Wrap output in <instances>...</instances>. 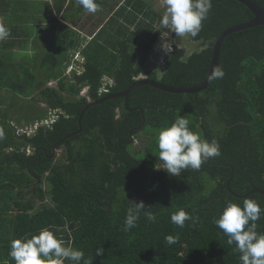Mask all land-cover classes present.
<instances>
[{
	"label": "trees",
	"instance_id": "obj_1",
	"mask_svg": "<svg viewBox=\"0 0 264 264\" xmlns=\"http://www.w3.org/2000/svg\"><path fill=\"white\" fill-rule=\"evenodd\" d=\"M123 1L135 8V19L140 11L144 16L149 14L137 1ZM256 1L264 6V0ZM83 10L80 7L79 11ZM252 17L251 11L236 0H213L202 30L196 37L191 36L201 49L188 55L186 48L175 46L163 72L159 75L149 71L147 77L172 86L199 85L207 77L219 34ZM146 35L148 42L123 33L120 43L111 46L104 57L106 64L97 56L86 55L95 37L82 45L80 40L62 39L60 44L65 42L67 46L63 56L43 55L46 63L61 59L45 81L36 83L33 75L27 74L24 82L0 84V89L7 86L24 97L37 99L38 94L47 106H36L38 114L26 118L23 113L19 120L9 119L13 110L1 116L0 122L8 127L2 128L5 137L0 190L4 195L0 201L6 190H13L5 199L10 208L0 206V240L4 237L6 243L1 249L10 250L12 240L31 238L41 229H49L65 241V246L84 252L80 264H241L235 244H227L228 237L213 221L229 201L242 205L244 199L254 198L264 207L261 193L238 198L226 190L231 176L230 187L240 195L254 187L264 189V26L225 40L218 66L225 75L213 79L207 89L176 94L139 86L127 98H113L89 107L81 120V133L74 134L90 101L126 90L144 72L146 55L159 33L148 28ZM13 39L9 36L3 41ZM79 45L87 59L82 72L73 71L72 79L61 78L69 63L64 68L57 67L58 62L67 61ZM7 50L0 51V77L6 74L5 68L16 64L8 55L11 50ZM97 52L104 54V46H99ZM105 77L111 81L105 82ZM51 78L59 81L60 90L44 86ZM84 88H88L87 96L81 95ZM54 112L56 118L31 134L13 125L25 120L34 126L49 120ZM178 115L189 119V127L202 138L218 140L221 155L202 164L199 171L187 169L179 176H170L154 167L161 163L157 138L159 131L170 126ZM150 127L155 128L152 133L147 131ZM141 134L150 136L144 148L136 150L134 141ZM54 146L55 151L63 149V156L56 162ZM14 187L22 188L14 193ZM36 198L40 199L39 208ZM141 200L145 210L157 215L156 222H149L142 212L138 226L123 231L128 207ZM179 209L193 216L183 228L171 222L172 213ZM257 225V231L264 233V214ZM168 235H178L179 239L168 245ZM97 248H103L104 253L96 255ZM9 252L5 256L0 253V264H15Z\"/></svg>",
	"mask_w": 264,
	"mask_h": 264
},
{
	"label": "rangeland",
	"instance_id": "obj_2",
	"mask_svg": "<svg viewBox=\"0 0 264 264\" xmlns=\"http://www.w3.org/2000/svg\"><path fill=\"white\" fill-rule=\"evenodd\" d=\"M98 1L101 5L100 10L96 13H88L85 10L79 11L81 6L77 4V0H30L28 4L24 3L23 6H26L23 12L24 15L18 18H9L8 20L12 23L23 25V31H25L26 36H20L22 41L20 48L17 47L11 51V54H8L12 57L10 60L16 64L15 67L5 68L6 74L0 77V84H18L24 82L27 79V74L33 75L32 79L36 83L45 81L44 79L48 77L47 74H49L52 66L61 59L57 57L58 59L56 61L46 63L42 57L46 53L47 55L52 54L54 57L56 55L63 56L67 51V46L65 42H61L60 44V40H66V38L74 39L75 41L80 40V45H82L85 42H90L95 37L89 44V50L86 55L88 58L97 56L99 61L106 64L107 60L104 57H107V53L112 50L111 46H117L120 43L123 33H127L133 38L139 36L141 40L145 39L148 42L150 38L147 35L145 37V30L151 28L152 32L154 34L159 33V36L156 38L153 48L146 55L145 70L139 76L138 80L148 78L147 72L149 71H157L160 75L164 70L163 66L166 59L170 56L175 46L186 48L188 55L201 49V44L194 41L190 34L176 36L175 33L161 26L160 20L166 10L164 0H134L133 4L137 1L143 11L149 13L147 16H144L140 11L136 19L133 16L136 10L131 6L132 4L128 5L123 0L117 3L115 0ZM122 5L123 7H121ZM15 9L18 14H22L17 7ZM142 23H145V25L143 26ZM58 42L59 45L57 44ZM80 45L74 50H77ZM139 45L140 41L136 47H139ZM99 46H104V54L97 52ZM82 47L75 54L73 51L71 55H68V63L73 56L75 58L79 56L78 59L81 61H76L75 59L73 65L65 69L66 76L64 77L67 78L66 80L73 78V70L79 72L83 70V65L87 59L81 52ZM0 60H3V58L1 57ZM5 60L8 62L7 58ZM62 64L58 62L57 67ZM29 80L31 79L29 78ZM105 80L109 81L110 79L109 77H105ZM44 86H50L60 90V84L56 78H51ZM87 90L88 88H84L81 91V95L87 96ZM24 96L21 93L14 92L13 89L10 90L7 86L0 89V117L7 110H13L9 119L14 118V120H19L23 117V113L26 118L38 114L39 112L35 108L36 106L47 108L44 100L38 94L35 95L38 102L37 99ZM15 101H17V104L14 108ZM45 113L46 111L42 112L41 115H45ZM54 114L55 112L49 121L56 118ZM49 121H41L34 126H30L25 120H21L15 124L19 127V131H25L31 134L38 126L47 124ZM154 130L155 128L153 127L147 129L150 133ZM149 136L150 134H141L137 137L134 141V149H143L144 144H147ZM62 156L63 149H57L54 152V162ZM11 192L13 190H7L4 200L0 203V206L3 205L5 210H8L11 206L5 200ZM35 204L36 207H40L39 198L35 199Z\"/></svg>",
	"mask_w": 264,
	"mask_h": 264
},
{
	"label": "clouds",
	"instance_id": "obj_3",
	"mask_svg": "<svg viewBox=\"0 0 264 264\" xmlns=\"http://www.w3.org/2000/svg\"><path fill=\"white\" fill-rule=\"evenodd\" d=\"M77 4L88 13L100 10L97 0H77ZM164 4L166 10L160 20L161 26L176 36L190 34L196 37L202 30L203 22L208 18L213 0H164ZM10 35L11 29L0 22V41ZM224 75V70L216 67L210 73V79H221ZM189 125V119L178 115L170 126L159 131L157 143L161 163L154 166L156 169H164L170 176H179L183 170L199 171L202 164L221 155L218 140L214 138L209 142ZM3 135V130H0V139ZM231 178L233 176L228 181ZM228 181L226 190L232 194L227 187ZM142 212L149 222H156L157 215L150 209L145 210V202L141 200L128 207L123 231L129 232L137 227ZM262 214L264 207H261L256 199L248 198L243 200L242 205L238 202H227L219 218L213 221L228 237L227 244H235L236 250L240 253L241 264H264V233L257 231V221ZM186 221H193V216L184 209H179L171 215V222L179 228L185 227ZM178 239V235L165 237L168 245L175 244ZM103 253V248L96 249V255ZM9 256L15 264H64L65 261L80 264L84 260L82 250L70 245L65 246V241L49 229H41L31 238L12 240ZM85 264H91V261H85Z\"/></svg>",
	"mask_w": 264,
	"mask_h": 264
},
{
	"label": "water",
	"instance_id": "obj_4",
	"mask_svg": "<svg viewBox=\"0 0 264 264\" xmlns=\"http://www.w3.org/2000/svg\"><path fill=\"white\" fill-rule=\"evenodd\" d=\"M242 4H244L253 14V17L243 23L230 26L229 28L225 29L222 33L219 34L217 37L214 45H213V52H212V61L210 65V69L208 71L207 77L205 80H203L199 85L197 86H172L169 84L161 83L157 80L150 79V78H141L138 81L134 82L131 84L126 90L119 92V93H114L107 95L99 100H93L90 101L86 107L84 108L83 112L81 113L78 124H79V130L74 133V134H80L82 131L81 127V120L83 118L84 113L89 109V107L97 105V104H102L103 102L113 99V98H119V97H125L127 98L129 94L136 88L142 85H149L154 88L160 89L162 91H166L169 93H176V94H194L200 91H203L204 89H207L209 85L211 84L213 79H210V73L212 70L216 67L219 66L220 63V54L224 45L225 40L236 33H239L244 30H248L251 28H255L258 26H264V6L259 4L256 0H236ZM69 138V137H68ZM54 151H55V146H54ZM232 178L228 181L227 187L228 190L235 195L236 197H245L247 195H251L254 193H261L264 195V189L260 188H252L248 193L244 195H238L236 194L233 190L230 189V181Z\"/></svg>",
	"mask_w": 264,
	"mask_h": 264
},
{
	"label": "crops",
	"instance_id": "obj_5",
	"mask_svg": "<svg viewBox=\"0 0 264 264\" xmlns=\"http://www.w3.org/2000/svg\"><path fill=\"white\" fill-rule=\"evenodd\" d=\"M41 1V0H39ZM30 2V0H0V22H3L6 26H8L10 29H11V35L10 36H14L15 39L11 40L10 42H4V41H0V51L2 50H7V51H12L14 49H16L17 47L20 48L21 44H22V41H21V37L20 36H23L25 35L26 36V33L25 31H23V28L24 26L19 24V23H12L10 22L8 19H12V18H18V17H21L24 15V11L26 9V6L24 7V3L28 4ZM21 4V5H20ZM18 8V10H20L22 12V14H18V12L16 11L15 8ZM81 47V46H80ZM80 47L77 49V51L80 49ZM83 48V47H82ZM76 51V52H77ZM75 52V53H76ZM79 57V56H78ZM78 57L75 58V56H73V58L71 60H69V64L67 66V68H69V66L73 65L75 59L76 61H81L78 59ZM43 58V57H42ZM78 59V60H77ZM68 61L66 60H63V64L61 66H64L65 68V64L67 63ZM71 63V64H70ZM73 71H76L77 73H80L82 71H77V70H73ZM66 71L64 70V74L62 76H60L61 78L66 76ZM73 73V72H72ZM73 75V74H72ZM50 81V80H49ZM48 81V82H49ZM107 80H105L106 82ZM47 82V83H48ZM105 87V84L104 86ZM102 87V88H103ZM46 105V104H45ZM0 120H1V117H0ZM47 121V120H46ZM49 121V120H48ZM16 123V122H15ZM14 123V126H16ZM49 123V122H48ZM3 127H8V124H3L2 122H0V130H2ZM3 132H5L3 130ZM3 137H5L3 135ZM3 139V138H2ZM2 139H0V164L2 162V151H3V141ZM11 150L7 147V152H10ZM1 166V165H0ZM0 175H1V169H0ZM11 179V178H10ZM15 179H18V171L16 169V174L14 175V180ZM14 193H16V191L19 189V188H22V187H14ZM9 190H11V188H9ZM7 191V190H6ZM12 191V190H11ZM2 192L0 191V199L2 198ZM1 203V201H0ZM38 208V207H37ZM1 225V224H0ZM4 241V237H1V240H0V253H1V256H5L7 255L8 249H1V248H4L5 247V242Z\"/></svg>",
	"mask_w": 264,
	"mask_h": 264
},
{
	"label": "flooded vegetation",
	"instance_id": "obj_6",
	"mask_svg": "<svg viewBox=\"0 0 264 264\" xmlns=\"http://www.w3.org/2000/svg\"><path fill=\"white\" fill-rule=\"evenodd\" d=\"M31 154V153H30Z\"/></svg>",
	"mask_w": 264,
	"mask_h": 264
}]
</instances>
